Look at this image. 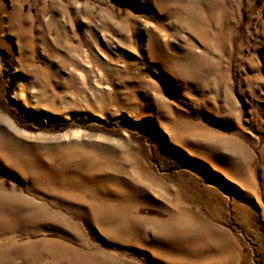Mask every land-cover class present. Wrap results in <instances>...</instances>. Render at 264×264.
<instances>
[{"label":"rangeland","instance_id":"rangeland-1","mask_svg":"<svg viewBox=\"0 0 264 264\" xmlns=\"http://www.w3.org/2000/svg\"><path fill=\"white\" fill-rule=\"evenodd\" d=\"M223 261L264 264V0H0V264Z\"/></svg>","mask_w":264,"mask_h":264},{"label":"crops","instance_id":"crops-1","mask_svg":"<svg viewBox=\"0 0 264 264\" xmlns=\"http://www.w3.org/2000/svg\"><path fill=\"white\" fill-rule=\"evenodd\" d=\"M227 255H230V258H233L234 262H237L239 258H241V251L238 249V247L233 246V250L231 252H227ZM231 253V254H230ZM224 262V261H223ZM223 264H234L233 262L231 263L230 261H226Z\"/></svg>","mask_w":264,"mask_h":264}]
</instances>
